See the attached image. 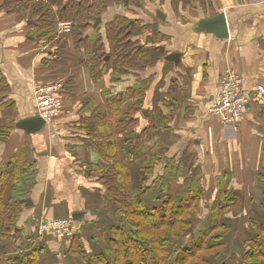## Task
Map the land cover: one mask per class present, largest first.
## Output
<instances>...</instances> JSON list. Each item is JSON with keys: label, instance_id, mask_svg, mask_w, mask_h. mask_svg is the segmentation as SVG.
Listing matches in <instances>:
<instances>
[{"label": "crops", "instance_id": "1", "mask_svg": "<svg viewBox=\"0 0 264 264\" xmlns=\"http://www.w3.org/2000/svg\"><path fill=\"white\" fill-rule=\"evenodd\" d=\"M178 1L177 12L169 4L158 7L165 14L159 23L164 35L154 42L163 44L167 55L181 53V62L161 65L151 56L154 63L125 74L114 61L105 72L93 68L91 57L99 38L107 47L104 25L119 16L133 24L131 42L153 53L146 41L149 25L132 18L134 0L109 6L104 14L111 17L103 14L101 24L87 29L79 42L72 35L61 37L58 45L38 39L42 29L29 11H0V132L6 135L0 141V169L30 166L23 182L14 191L8 186L5 194L6 200H29L17 219L20 233L10 241L8 256L37 245L42 252L36 264H72V240L89 253L99 252L104 239L94 236L116 217L96 171L122 164L135 182L138 169L152 165L149 155L155 150L165 149L166 158L152 169L147 184L166 172L162 183L167 182V194L185 197L187 185L199 188L206 213L220 190L240 195L238 216L244 215L245 197L259 193L264 95L256 88L264 87V0ZM142 6L144 13L150 10L146 0ZM217 13L226 18L227 39L197 30L201 19ZM164 66L165 76L158 77ZM225 69L242 77L248 97L244 119L236 125H222L207 112L218 97ZM57 82L63 84L61 115L38 130L17 127L38 118L34 88ZM141 90V107L131 115L136 108L132 92ZM61 218L72 220L74 238L60 241L50 233L37 237L38 221Z\"/></svg>", "mask_w": 264, "mask_h": 264}, {"label": "trees", "instance_id": "2", "mask_svg": "<svg viewBox=\"0 0 264 264\" xmlns=\"http://www.w3.org/2000/svg\"><path fill=\"white\" fill-rule=\"evenodd\" d=\"M131 2L132 0H4L0 10L9 14L29 11L30 19L35 18L42 29L38 39H44L42 42L46 44L56 42L55 45H58L59 40H54L56 18L52 7L57 9L60 20L73 21V37L79 42L87 29L99 26L96 20L109 6ZM132 26L131 22L120 16L104 25L108 45L105 47L101 38L96 41L91 57L94 61L93 68L100 66V71L105 72L114 61L118 72L125 74L154 63L149 49H138L136 43L131 42L129 37ZM153 58L156 60V57ZM143 96L142 90L132 92V105H136V108H132L131 112L129 110L131 115L139 111ZM0 134L2 142L6 135L4 131ZM155 151L149 155L152 165L148 163L147 167L139 168L135 182L130 179V170L122 164H110L105 169L96 171L99 182L106 190L107 203L114 212L116 222L109 227H100L97 231L98 236L95 235L94 238L104 239V244L97 253L87 252L81 243L72 245V240L69 247L72 264H217L225 252H229L226 238L232 227L224 221L226 217L223 214L231 213L238 217L240 195L231 190H220L205 214V201L199 188L187 185L188 195L185 197L167 194V182L162 183L167 178L166 172L155 178L152 185H148L146 180L152 174V169L166 158L165 149ZM29 171L30 166L23 165L9 172L6 167L0 169V264H36L40 259L42 249L37 245L32 249L27 248L22 254L7 255L10 241L20 233L16 222L25 201L13 198L6 200L5 194L10 185L14 191ZM258 182L259 193L245 202L246 205L248 201L257 203L260 218L255 219L250 214L248 219L254 233L250 239L240 243L244 249L240 256L243 264H264L263 175L258 177ZM151 188L156 194L155 203L151 200L154 192L148 193Z\"/></svg>", "mask_w": 264, "mask_h": 264}, {"label": "built area", "instance_id": "3", "mask_svg": "<svg viewBox=\"0 0 264 264\" xmlns=\"http://www.w3.org/2000/svg\"><path fill=\"white\" fill-rule=\"evenodd\" d=\"M72 31L70 21L57 25L59 35H69ZM242 77L234 74L230 69H225L220 79V91L217 99L208 107L207 112L214 116L222 125H236L244 119L248 97L243 88ZM257 91L264 95V87L257 85ZM63 84H41L34 88L33 100L35 113L45 123L59 117L62 110L61 92ZM38 236L47 233L55 235L60 240L74 238L73 222L68 218L41 220L37 224Z\"/></svg>", "mask_w": 264, "mask_h": 264}, {"label": "rangeland", "instance_id": "4", "mask_svg": "<svg viewBox=\"0 0 264 264\" xmlns=\"http://www.w3.org/2000/svg\"><path fill=\"white\" fill-rule=\"evenodd\" d=\"M157 1H159L161 4H162V2H164V0H154L153 4H154V2H157ZM212 2H214V0H212ZM212 2H211V4H212ZM165 4L166 5L169 4V6L177 12L178 4H179L178 0H165ZM104 16H105V19H107L108 17H111V15L107 14V12L103 15V17ZM134 17H135V15L132 16V18H134ZM157 70H159V69H156V70L152 69L153 73H155ZM164 76H165V66L161 69L158 77H164ZM159 100H160V98H159ZM245 188H250V187H245ZM245 188H243V189H245ZM152 190H153V188H151L150 191L148 190V193L152 192ZM252 196L253 195L246 196L244 199V202L249 200L250 197H252ZM243 208H245L244 215L238 216V217H233L231 215H228V216H225L226 218H224V221L227 222L232 227L231 233L229 234L228 238H226L227 242L229 243V247H228L229 252H225V254L221 257L222 258L221 261L218 262L217 264H221V263H225V262H226V264H243V263H241V259H240L241 257L240 256L244 252V249L240 246V243L243 240L246 241V240L250 239L254 233V230H252L250 228L248 219L250 217V214L251 215L253 214L254 216H252V217H254L255 219L260 218L259 208H258L257 203L255 201H248L247 205H246V203H244ZM246 213H247V216H246ZM205 214H206V212H205ZM203 219L204 218H202V220ZM231 254H234V255H231Z\"/></svg>", "mask_w": 264, "mask_h": 264}, {"label": "flooded vegetation", "instance_id": "5", "mask_svg": "<svg viewBox=\"0 0 264 264\" xmlns=\"http://www.w3.org/2000/svg\"><path fill=\"white\" fill-rule=\"evenodd\" d=\"M134 1H135L133 3L134 8H135L134 19L142 20L145 25H149V27H150L149 28L150 32L147 34L148 36H146V41L148 40V42H150V45L152 47V50H153L152 54L153 55L151 54V56L156 57L155 63L165 65V62H167V61H165V56L167 55L165 53V47L163 46V44L158 45L154 42V41L159 40L160 36L164 35V31H163V29H160L159 23H162L165 21V14L162 10H160L161 7L165 5V0H164V2H162V4L159 1L154 2V4H153V2H152L153 0H146L147 6L150 7V10L147 13H144V10L142 9L143 8L142 0H134ZM206 2L208 3L209 1L207 0ZM2 3L0 4V7H1ZM121 5H123V4H121ZM52 11L55 14V18H56V27L61 22L70 21L72 23L71 33L69 35H65L66 37L72 36L73 32L75 30V24L73 23V21H71V20H60L58 17V14H57V9L55 7H52ZM103 14H104V12L101 14V16L99 18H97V19H99V21L96 22V24H99V25L101 24ZM56 27H55V38H54V40H57V39L59 40L62 35H59L57 33ZM95 28L96 27H93V29H95ZM137 48L139 49L141 47H137Z\"/></svg>", "mask_w": 264, "mask_h": 264}, {"label": "water", "instance_id": "6", "mask_svg": "<svg viewBox=\"0 0 264 264\" xmlns=\"http://www.w3.org/2000/svg\"><path fill=\"white\" fill-rule=\"evenodd\" d=\"M99 19L96 20L98 22ZM198 31H203L205 34H212L215 38L219 40L227 39L229 37V30L227 26V21L223 13H217L211 17L201 19L197 27ZM181 53H170V55L165 56V61L173 63L177 66L181 62ZM44 125V121L40 118H33L30 120L21 121L18 123L17 127L24 130H28L27 127H31L32 130H38ZM25 204L29 205V200H26ZM72 219H77L72 216Z\"/></svg>", "mask_w": 264, "mask_h": 264}, {"label": "bare ground", "instance_id": "7", "mask_svg": "<svg viewBox=\"0 0 264 264\" xmlns=\"http://www.w3.org/2000/svg\"><path fill=\"white\" fill-rule=\"evenodd\" d=\"M56 30H57V27H56ZM58 33V32H57ZM62 36H65V35H62ZM68 219H70V218H68ZM52 220H54V219H52ZM41 221V220H40ZM39 222V221H38ZM38 224V223H37ZM36 228H37V225H36ZM36 235H37V232H36ZM43 235H41V236H38L37 235V237H42Z\"/></svg>", "mask_w": 264, "mask_h": 264}]
</instances>
